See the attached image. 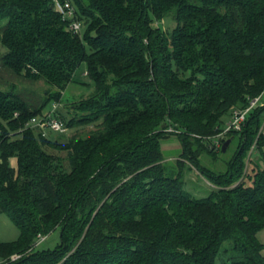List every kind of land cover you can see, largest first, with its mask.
<instances>
[{"label": "trees", "instance_id": "16d2710c", "mask_svg": "<svg viewBox=\"0 0 264 264\" xmlns=\"http://www.w3.org/2000/svg\"><path fill=\"white\" fill-rule=\"evenodd\" d=\"M74 1L81 34L51 0H0L1 66L49 86L38 101L0 88V212L19 229L0 240V263L264 264V167L248 157L254 143L264 154V105L221 139L220 149L240 145L228 175L207 174L206 196L185 188L182 159L168 174L161 147L179 134L204 173L200 155L216 150L205 139L264 92V0ZM169 15L171 32L154 24ZM82 63L93 91L81 114L58 113L68 127H97L67 142L42 135L30 118L61 101ZM55 227L60 245L36 250Z\"/></svg>", "mask_w": 264, "mask_h": 264}, {"label": "rangeland", "instance_id": "374dc122", "mask_svg": "<svg viewBox=\"0 0 264 264\" xmlns=\"http://www.w3.org/2000/svg\"><path fill=\"white\" fill-rule=\"evenodd\" d=\"M155 25L162 27V29L167 32H171V30L175 27L176 22L173 16L169 15L162 20H155ZM6 50L0 44V53ZM74 81L69 84L61 101L56 102L59 103V111L65 117L66 120H69L75 114H81L82 112L77 109L78 103L82 100L89 97L90 93L93 91V81L90 76L87 74L86 64L82 63L75 72ZM0 88L21 93L31 101H38L41 98L42 94L46 89H49V86L44 82L43 79L32 80L25 78L23 76H18L14 74L8 68H4L1 66L0 62ZM264 93V92H263ZM262 93V94H263ZM261 94V96H262ZM264 96L262 97V101ZM53 105L51 101L48 103L45 110L50 109ZM259 105H262L261 103ZM258 105V106H259ZM227 122V121H226ZM96 125L89 124L85 126H69L65 132L53 131L52 138L58 137L62 134L61 137H58L59 140L63 142H67L69 138L74 135H85L89 132V130L96 128ZM169 130H173L172 127H169ZM212 135L210 138H206L205 141L209 143V146L214 144L216 136ZM193 142L194 148L197 146L199 142L194 140V136L189 137ZM226 137L225 135L221 137L223 139ZM181 136L176 133H169V135L162 136V150L164 154V159L166 165L170 168L168 174L176 175L179 170V166L177 165V159H182L184 161L183 167V181L185 188L188 189L193 196H206L209 194L210 190L216 187V184L211 181L208 175H212L213 177H218L220 175H228V167L229 161L234 157V154L240 145L238 137H235L230 144L227 146V149L224 151L222 148L220 149L218 145H215L216 150L211 152L210 149H206L200 155L201 167L203 170L196 168L188 158H185L182 153V141ZM221 142V141H220ZM201 144V143H200ZM222 144V142L220 143ZM199 145V144H198ZM50 151H54L56 154H60L62 157H66V151H56L52 148H49ZM248 157H257V162H259L260 167H264V154L258 152L255 147V143L250 147L248 151ZM248 157L246 161H248ZM11 165L13 167L17 166V160L15 158L11 159ZM242 173L245 171V168H237V172ZM237 173L239 175L240 173ZM19 233L18 227L14 224V222L10 219V217L4 213L0 212V240L1 241H12L17 238ZM45 236V239L41 240V236L37 238V244L35 245L36 250H52L55 249L61 243V229L60 227H55L50 230L48 233L42 234ZM258 237L260 241L264 242V229L259 231ZM19 254L20 257L24 255V252H15V254ZM264 253V250H263ZM14 254V253H13ZM11 256V255H10ZM11 258V257H10ZM2 261V260H1ZM217 264H229L223 262L221 259L217 260Z\"/></svg>", "mask_w": 264, "mask_h": 264}, {"label": "built area", "instance_id": "2783aa9c", "mask_svg": "<svg viewBox=\"0 0 264 264\" xmlns=\"http://www.w3.org/2000/svg\"><path fill=\"white\" fill-rule=\"evenodd\" d=\"M53 8L58 12L64 22L66 28L77 34H81L85 21L81 18L78 8L74 0H51ZM261 95L252 98L249 104L244 108H234L230 118L225 123L223 129L216 135L215 145L221 146V137L231 130H241L246 122L248 114L261 103ZM59 103H53L50 109L44 110L38 115L30 118L28 125L40 130L42 135L49 136V131L65 132L68 129L66 122L59 116ZM18 113H16L17 115ZM173 129V128H172ZM41 240L45 239L44 235H40ZM39 236V237H40ZM19 254H12L11 259L19 258ZM0 264H6L1 262Z\"/></svg>", "mask_w": 264, "mask_h": 264}, {"label": "water", "instance_id": "95a60500", "mask_svg": "<svg viewBox=\"0 0 264 264\" xmlns=\"http://www.w3.org/2000/svg\"><path fill=\"white\" fill-rule=\"evenodd\" d=\"M230 142H231V138H228V139L224 142V144H223V150H224V151L227 149V146L230 144Z\"/></svg>", "mask_w": 264, "mask_h": 264}, {"label": "crops", "instance_id": "0c3cea01", "mask_svg": "<svg viewBox=\"0 0 264 264\" xmlns=\"http://www.w3.org/2000/svg\"><path fill=\"white\" fill-rule=\"evenodd\" d=\"M264 96V93L262 94L261 96V104L264 105V101H262V97ZM264 100V99H263ZM229 119V117L226 119V121ZM263 131H264V121H263V124H262V128H261ZM18 236V235H17ZM264 243V242H263Z\"/></svg>", "mask_w": 264, "mask_h": 264}]
</instances>
